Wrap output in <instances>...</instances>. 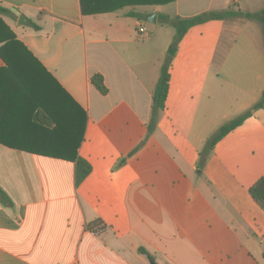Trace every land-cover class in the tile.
<instances>
[{"label":"crops","instance_id":"crops-1","mask_svg":"<svg viewBox=\"0 0 264 264\" xmlns=\"http://www.w3.org/2000/svg\"><path fill=\"white\" fill-rule=\"evenodd\" d=\"M0 5L30 20L0 14V36L6 25L21 44L0 40V186L12 201H0V264H151L141 248L157 264H264V210L249 193L264 175V109L201 165L207 140L261 97L263 24L229 17L191 27L149 129L176 33L159 14L254 13L264 0ZM71 145L91 165L78 185Z\"/></svg>","mask_w":264,"mask_h":264},{"label":"trees","instance_id":"trees-1","mask_svg":"<svg viewBox=\"0 0 264 264\" xmlns=\"http://www.w3.org/2000/svg\"><path fill=\"white\" fill-rule=\"evenodd\" d=\"M84 8V6H83ZM14 14L10 9L3 7L0 5V14ZM133 15L139 16L137 13H131ZM229 17H242L246 19H256L263 24L264 27V9L259 12L249 13L242 12L240 10L233 11L231 9L225 11H209L202 13L200 15H196L189 18L175 17L171 18L166 14H159V21L166 24H171L175 28V35L173 37L172 43L170 44L167 56L162 64L161 74L156 84L154 94H153V105H152V117L149 123V129L153 130L156 125L158 116L160 112L165 108V103L169 91V82H170V67L172 64V59L175 56L179 43L188 30L197 25L209 20L214 19H226ZM2 22V21H1ZM4 25V23L2 22ZM9 34L0 36L1 42L4 40L5 45L16 44L21 45L15 39L13 32L8 28V26L4 25ZM3 38V39H2ZM0 55L3 56L2 48H0ZM91 82L101 91L103 94L107 93L108 89L104 83V78L100 74H95L91 78ZM264 109V90L262 91L261 97L257 103H255L251 109L238 116L237 118L231 119L227 123H225L218 132L211 138H209L205 144L201 152V165L206 161V158L210 155L213 150V147L217 143L218 140L223 138L228 132L241 125L244 120L254 111L258 109ZM70 152H74L75 156L73 158H68L75 162V179L76 184H80L91 172L90 163L84 158L77 155L76 149L74 145H71ZM249 193L253 200L264 210V175H262L249 189ZM0 201L4 204L11 205L12 201L8 194L4 191V189L0 186ZM91 227V226H89ZM140 252L147 255L149 258L154 259L153 255L148 252L146 249L141 248ZM155 260V259H154Z\"/></svg>","mask_w":264,"mask_h":264},{"label":"water","instance_id":"water-1","mask_svg":"<svg viewBox=\"0 0 264 264\" xmlns=\"http://www.w3.org/2000/svg\"><path fill=\"white\" fill-rule=\"evenodd\" d=\"M12 11H14L18 16H19V25H27L29 24V19L26 17V15L22 14L17 8H12ZM147 21L150 23H156L157 22V14L152 13L147 16ZM150 263L151 264H157L156 261L152 258H150Z\"/></svg>","mask_w":264,"mask_h":264},{"label":"built area","instance_id":"built-area-1","mask_svg":"<svg viewBox=\"0 0 264 264\" xmlns=\"http://www.w3.org/2000/svg\"><path fill=\"white\" fill-rule=\"evenodd\" d=\"M139 33L140 34H145L148 35V29L145 26H140L139 27ZM94 233H98L99 231L93 230Z\"/></svg>","mask_w":264,"mask_h":264},{"label":"rangeland","instance_id":"rangeland-1","mask_svg":"<svg viewBox=\"0 0 264 264\" xmlns=\"http://www.w3.org/2000/svg\"><path fill=\"white\" fill-rule=\"evenodd\" d=\"M162 23V22H161ZM148 25H149V27H153V24H151V23H147ZM163 24H166V23H163ZM166 25H168V27L170 28V29H173L174 30V32H176L175 31V28L171 25V24H166ZM159 27V26H158Z\"/></svg>","mask_w":264,"mask_h":264}]
</instances>
